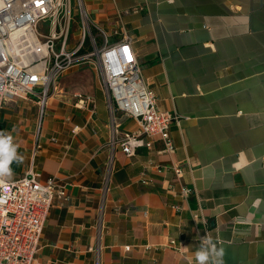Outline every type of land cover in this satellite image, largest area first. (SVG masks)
Wrapping results in <instances>:
<instances>
[{"label":"crops","instance_id":"0c3cea01","mask_svg":"<svg viewBox=\"0 0 264 264\" xmlns=\"http://www.w3.org/2000/svg\"><path fill=\"white\" fill-rule=\"evenodd\" d=\"M83 2L99 26L121 27L110 42L130 38L156 105L180 118L170 127L176 149L159 153L163 144L154 140L126 155L115 146L104 192L110 115L95 70L63 73L42 115L36 99L3 105L0 131L12 133L24 156L5 179L33 169L67 193L50 207L38 262L95 264L88 247H98L99 264H195L206 229L224 264H264V0ZM78 93L84 102L76 106ZM116 115L119 135L137 129L135 119ZM171 162L183 169L178 180L165 167ZM182 185L193 190L188 198L177 194ZM199 208L206 225L197 227Z\"/></svg>","mask_w":264,"mask_h":264},{"label":"built area","instance_id":"2783aa9c","mask_svg":"<svg viewBox=\"0 0 264 264\" xmlns=\"http://www.w3.org/2000/svg\"><path fill=\"white\" fill-rule=\"evenodd\" d=\"M140 9L132 7L124 12ZM74 31L77 35L71 38ZM119 34V25L106 29L93 21L83 0H0V108L14 100L30 98L41 103L42 115L50 89L63 73L80 65L95 70L110 115L104 192L114 170L115 146L132 155L138 148L151 147L154 140H159L163 144L159 153H173L176 148L170 127L180 119L177 113L156 105L152 89L140 75L130 38L122 34L121 39L110 42L111 36ZM76 98V106L83 104L82 94H76ZM116 113L135 119L137 129L119 135ZM40 126L39 122L34 150L41 147ZM165 167L176 180L182 177L183 169L177 162ZM192 193L185 185L177 191L182 198ZM66 198L65 186L56 177L42 181L40 173L33 169L12 181H0V264H47L36 258L45 221L53 201ZM192 217L195 226L206 225L200 208L193 211ZM206 233V229L198 233L199 243ZM214 242L218 247L219 241ZM169 244L181 251V242L171 239ZM88 250L95 253V264H99V248Z\"/></svg>","mask_w":264,"mask_h":264},{"label":"clouds","instance_id":"9594fccd","mask_svg":"<svg viewBox=\"0 0 264 264\" xmlns=\"http://www.w3.org/2000/svg\"><path fill=\"white\" fill-rule=\"evenodd\" d=\"M11 132L0 131V181L14 175L12 164L23 163L24 156ZM224 250L218 248L209 234L200 237V246L194 252L195 264H224Z\"/></svg>","mask_w":264,"mask_h":264},{"label":"rangeland","instance_id":"374dc122","mask_svg":"<svg viewBox=\"0 0 264 264\" xmlns=\"http://www.w3.org/2000/svg\"><path fill=\"white\" fill-rule=\"evenodd\" d=\"M76 35H77V31H74V32H71L70 37L74 38ZM84 66H86V65H84Z\"/></svg>","mask_w":264,"mask_h":264}]
</instances>
